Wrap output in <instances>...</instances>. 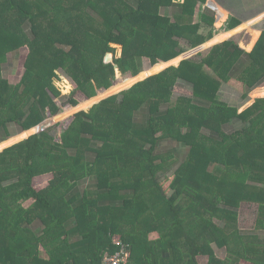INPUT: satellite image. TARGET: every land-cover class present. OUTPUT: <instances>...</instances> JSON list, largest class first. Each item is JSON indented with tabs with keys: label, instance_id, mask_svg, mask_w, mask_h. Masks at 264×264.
<instances>
[{
	"label": "trees",
	"instance_id": "trees-1",
	"mask_svg": "<svg viewBox=\"0 0 264 264\" xmlns=\"http://www.w3.org/2000/svg\"><path fill=\"white\" fill-rule=\"evenodd\" d=\"M153 1L138 0L133 8L125 0H0V128L13 123L24 130L0 143V150L8 146L0 151V264H99L120 240L130 252L123 264H264V237L240 235L233 210L255 202V230L264 231V97L243 111L218 97L224 83L246 96L264 81V31L249 52L242 47L249 49L251 40L242 47L225 40L200 61L185 59L153 74L189 57L195 48H188L206 46L212 35L199 32L195 10L204 0L186 1L173 22L156 7L147 17L141 7ZM200 19L213 25V16ZM111 43L120 44L121 54L105 62ZM21 47L27 48L23 72L13 84L1 66L9 51L17 61ZM143 58L151 65L142 70ZM115 65L131 75L127 82L117 75L112 84ZM58 68L75 83L67 99L73 106L61 118L100 101L75 114L61 142L46 129L25 138L41 128L47 110H58L52 82ZM177 79L191 84L192 98H172ZM63 86L71 88L66 79ZM78 94L89 99L78 103ZM141 108L143 124L134 120ZM233 117L241 127L222 133ZM204 126L211 137L199 132ZM165 140L187 148L176 169L169 164L173 153L158 151ZM44 173L52 174L47 185H36ZM221 203L226 209L218 217L229 231L213 221ZM184 212L194 215L188 224ZM36 220L42 227L34 231ZM150 229L155 237H147ZM212 242L225 247L224 258L204 252Z\"/></svg>",
	"mask_w": 264,
	"mask_h": 264
},
{
	"label": "rangeland",
	"instance_id": "rangeland-1",
	"mask_svg": "<svg viewBox=\"0 0 264 264\" xmlns=\"http://www.w3.org/2000/svg\"><path fill=\"white\" fill-rule=\"evenodd\" d=\"M155 7L157 8V12H158L160 18H169L170 21H171V18L172 17L171 16L170 17L167 16V14L169 13V11L166 10V8H162L160 10V7L159 6H156L154 4L153 6L152 5H148V7L142 6L141 9L145 13L148 12V16L147 17H151V15H152L151 14V11L153 12V10H155L154 9ZM196 12L199 13V9ZM143 16H144V14H143ZM173 20H176V18L174 17ZM25 31H29V25L25 28ZM224 37H227V39H225V40H231V41H233V39H234V38H231L232 36L230 37L229 34L228 35H225ZM225 40H224V38H222V39H219L217 41H213L211 43H210V40H208L207 42H205V43H207L206 46L200 47V48L199 47H196L194 53L191 54L189 57L182 58L181 60L178 61L177 64H174V63L173 64H169V65L165 66L164 68L160 69L159 71H157V72H155L153 74H157L159 72H162L164 69H167L170 66H178V64L180 63V61L185 60V59H188V60H191V61H195V62L200 61L202 59V57L205 54H207V52H209L210 48L213 45L219 44V43H221L222 41H225ZM110 46L112 48H114V50L113 51H110V52H107V53H110V55H108L107 57H106V55L104 56V61L105 62H112L114 58L119 57L120 54H121V46H120V44L111 43ZM242 48H244V47H242ZM188 50H190V48H188ZM188 50H185L184 52H186ZM26 52H27V48L26 47L25 48L24 47L23 48L21 47L20 51L18 52V56H17L18 60L17 61L14 60V57H13L14 54L12 55V52H10V51L7 52V54H6V60H5V62L2 63V66H1V75H2L3 78L8 79V81L11 82V83H13V84L18 82V80L21 77L22 72H23V60H24V57L26 55ZM240 63H241V61H239V64L237 66H239ZM149 65H151L150 62H149V60L147 58H143L142 67L145 68V67H147ZM152 65H154V64H152ZM114 69H115L114 70V74L115 75H114V79L112 80L113 83L115 82L117 75L118 76L120 75L121 78H124L125 82L128 81L129 77L131 76L129 73L123 74L122 72L119 71V74H118L117 71L119 69L116 68V65H115V68ZM153 74H151V75H153ZM132 76H135V75H132ZM65 79L71 85V88L68 91H66V92L64 91V86H63V82H64ZM52 82H53L54 86L59 90V95L54 98V102L58 106V110L54 114H52L48 110L46 111V115H45V118L43 119V121L46 120V119H51V122L44 129H46L47 132H49L50 134L53 135V137L55 138V141L56 142H61V134L70 125V123L74 120L75 114L77 112L81 111V110L89 111V109L91 108V106L94 105V104H96V103H98L100 100L97 101V102H95V103H92L86 109H80V110L75 111L71 119H68V118H64L63 119V118L60 117V114L68 106L72 105V104H69L68 103L67 99L71 95V91H73V89L75 88V83H74V81L71 79V77L65 71H63V70H61L59 68L55 70V75L52 78ZM262 83L263 82H261L259 85L261 86ZM263 85L264 84H262V86ZM131 86H129V87H131ZM128 88H126V89H128ZM99 89H101V88H99ZM99 89H97V90H99ZM126 89L120 90L119 92H117L115 94H112L110 96H116L117 94H119L120 92H122V91H124ZM97 90L95 92V95L98 92ZM191 90H192V86H191V84L189 82L184 81L182 79H177L174 88L171 89V93H172L171 96H172V98L174 100L178 96H184V97H189V98L191 97L192 98ZM218 94H219L218 95L219 99H221L222 101L228 103L230 106L236 107L237 109H239V111H243L245 108L249 107V105L253 101V98L254 97L263 96L264 93H263V91L261 89H259L257 86H255V87H253L250 90V92L247 95V96H250L252 99L250 97H248V99H246V96H244L241 91H239L236 88H234V87H232V86L224 83L223 86H222V88H221V90H220V92ZM110 96H108V97H110ZM76 97L77 98H80L79 94L76 95ZM86 99H89V98H80L79 99L80 101L78 103H80L81 101L86 100ZM102 99H104V98H102ZM43 121H41V122H43ZM34 126H32V127H34ZM238 128H239V119L237 117H233L226 124H224V125L221 126V131H222V133L228 134V133L234 132ZM23 131L24 130H22L21 132H23ZM210 131L211 130H210V127L209 126H204L203 128H201V130L199 132L203 136H209V137H211L210 136ZM31 133H33V132H29L28 134H31ZM184 133H185V130L183 129L182 130V134H184ZM7 139H8V137H6L5 139H3L2 142L6 141ZM23 139L24 138H22L21 140L16 141L15 143H17L19 141H22ZM2 142H0V143H2ZM15 143H12V144H15ZM171 143H173V142H170L168 140H165L164 143L159 144V146L161 145L160 146L161 149H163L164 147H168L169 145H171L173 147H177V146H174ZM12 144H10V145H12ZM177 149H178L179 154L181 155V152H183L182 148L178 147ZM1 150H3V149H1ZM214 156L215 155H212V157H211L210 160L214 161L215 160ZM171 158L172 159L169 160L170 161L169 164H173L174 168L177 167L179 165L178 163H180L181 160H179V158L177 156H174V154H173V156ZM182 158L183 157H181V159ZM222 167H223V165H219L218 166L219 169L222 168ZM165 174L168 175V173H165ZM158 176L161 179L164 177V175L161 174V173H159ZM215 176H217V175L215 174ZM51 177H52V174L51 173H44V174H42L40 176H36L34 178V183L36 185H38V186L41 185L42 187H45L47 185V180L49 178H51ZM10 181H12V180H10ZM4 184H6V183H4ZM84 184H86V183H84ZM29 202H30V200L24 201L23 202L24 206L27 205ZM184 203L186 204L185 198H183V200L180 201V205H182ZM213 206L214 205H211L210 204L209 208H212ZM199 208H203V207L200 206ZM223 208H224V205L221 203L220 206H218V212L214 216L213 221H214L215 224L219 225L224 230L229 231L230 230V227H228L227 225H225L224 222H223V220H221L220 217H218V215L220 214V210L223 209ZM257 208L258 207H257V204L255 202L242 201L238 205V207H236V210L233 209L234 210V213H235V218H236V221H237L236 222V226L240 230V235H242V236H255V235H257L259 237L260 236H263L264 237V231H256L255 230V219H256V215H257ZM224 209H226V208H224ZM196 210H198V209H195V211ZM198 213H199V211H198ZM181 215H183V218L185 220L184 221V224H188L192 219H194V215L191 212H184ZM139 226L145 228L143 225H139ZM145 226H147V224ZM154 226H155L154 224H151L147 228H153ZM41 227H42V224H41V222L39 220H36V221H34L32 223V229L34 231L39 230ZM105 234L108 235L109 234V231H108V233H106V231H105ZM155 236H156L155 231L150 229L148 231L147 237L148 238H152V237H155ZM175 239L180 240V236L177 234L175 236ZM97 242H99V240ZM138 251L142 253V249L140 247H139ZM204 252H206L208 255L211 252L213 254H216V256H218L219 258H224L225 255H226V253H227L225 247H219V246L216 245L215 242H212L211 245ZM136 255H139L140 256L141 254L136 253ZM205 260H207V255L200 256V261L205 262Z\"/></svg>",
	"mask_w": 264,
	"mask_h": 264
},
{
	"label": "crops",
	"instance_id": "crops-1",
	"mask_svg": "<svg viewBox=\"0 0 264 264\" xmlns=\"http://www.w3.org/2000/svg\"><path fill=\"white\" fill-rule=\"evenodd\" d=\"M186 1H189V0H169V3L161 4L159 3L158 0H156L149 4H151L152 6L154 4L156 6H159L160 10L162 8H166V10L169 11L167 16L169 17L171 16L172 17L171 21L173 22L175 21L173 20V18L176 15L181 14L180 12L183 6L189 5ZM125 2L133 8L137 7L138 5V0H125ZM196 6H197L196 11L199 9V13L196 12L197 21L198 23H200L199 32H201L202 34H208V32L211 31V34H212L205 42L213 39V37H215V35L217 34H222L224 32L234 30V32L229 35L230 37L232 36L231 38H234L233 41L236 42L239 46H240L241 41L250 42V39L252 38L251 47L249 49L243 48V50L249 52L255 45L260 34L264 31V0H204L201 3H198ZM211 6H213V8ZM202 14H205L207 16H213V19H214L213 25L210 26L202 22L200 19V16ZM183 17H185V15H183ZM183 21L187 23L186 18H183ZM227 37H225L224 40L227 39ZM196 47H191V48H196ZM245 63H247L246 58H243L241 60L240 66H236L235 71L237 72L238 70H240V68L242 67V64H245ZM143 69L144 68L142 67V70ZM262 84H264V81ZM222 86L223 85H221L218 93L220 92ZM261 86L257 85V87H261ZM250 90L251 89H249V91L247 92V95L250 92ZM247 95H246V99L250 97ZM258 97H264V96H257L254 98H258ZM146 118H147V110L145 108L139 109L134 115L135 122L139 124H143ZM240 127H241V122L239 120V128ZM20 132H21L20 128L16 124H13V123L8 124L5 128H0V142H2V140L5 139L6 137H8L9 139L16 135H19ZM171 144L177 147H173L169 145L168 147H164L163 149H161L160 148L161 145H160L158 146V151L159 152H168V151L173 152L174 156H177L179 160L182 161L186 156V152H187L186 146L176 141ZM178 147L182 148L183 150V152H181V155L178 152V149H177ZM181 157L183 158L181 159ZM177 167L174 168L173 166L172 168L176 169Z\"/></svg>",
	"mask_w": 264,
	"mask_h": 264
},
{
	"label": "built area",
	"instance_id": "built-area-1",
	"mask_svg": "<svg viewBox=\"0 0 264 264\" xmlns=\"http://www.w3.org/2000/svg\"><path fill=\"white\" fill-rule=\"evenodd\" d=\"M128 244L118 241V247L112 252H104L99 264H123L129 257Z\"/></svg>",
	"mask_w": 264,
	"mask_h": 264
},
{
	"label": "water",
	"instance_id": "water-1",
	"mask_svg": "<svg viewBox=\"0 0 264 264\" xmlns=\"http://www.w3.org/2000/svg\"><path fill=\"white\" fill-rule=\"evenodd\" d=\"M212 8H213V6H211ZM105 55H107V53L105 54ZM117 68V67H116ZM119 71V70H118ZM150 76V75H149ZM146 77H148V76H146ZM146 77H144V78H142L141 80H143V79H145ZM141 80H138V81H141ZM138 81H136V82H138ZM135 82V83H136ZM135 83H133V84H135ZM132 84V85H133ZM109 88V87H108ZM50 122H49V120L48 119H46V120H44L43 122H42V126H41V128H39L37 131H34L33 133H36V132H39V131H41V130H43L44 128H46V126L49 124ZM33 133H31V134H33ZM31 134H27V136H25V138H27L29 135H31ZM15 143V142H14ZM7 147V146H6ZM5 148V147H4ZM3 148V149H4Z\"/></svg>",
	"mask_w": 264,
	"mask_h": 264
}]
</instances>
